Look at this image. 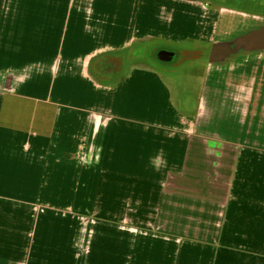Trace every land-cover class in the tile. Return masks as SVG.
I'll use <instances>...</instances> for the list:
<instances>
[{
	"label": "crops",
	"instance_id": "0c3cea01",
	"mask_svg": "<svg viewBox=\"0 0 264 264\" xmlns=\"http://www.w3.org/2000/svg\"><path fill=\"white\" fill-rule=\"evenodd\" d=\"M177 6L0 0V264H264V70L175 99Z\"/></svg>",
	"mask_w": 264,
	"mask_h": 264
},
{
	"label": "rangeland",
	"instance_id": "374dc122",
	"mask_svg": "<svg viewBox=\"0 0 264 264\" xmlns=\"http://www.w3.org/2000/svg\"><path fill=\"white\" fill-rule=\"evenodd\" d=\"M189 3H191L190 6H188ZM205 6L208 8L206 9ZM177 9L176 20L178 23H175L176 29L173 31V35L174 38H177L178 44L152 42L149 46L150 58L147 60L140 58L139 64L142 67L147 66L151 73L156 74L157 79L176 95L175 99L183 93L181 89H184L183 91L188 90V87L190 89L192 83L200 89V84L204 80V73L206 71L211 72V67L205 63V59L200 55L206 51L207 44L231 42L237 36L245 35L249 28L261 24L264 20V0H178ZM164 14L166 18L163 22V29L165 30L172 22L169 23L168 21L167 9ZM204 20L207 24L202 25ZM188 37H192L194 41L198 42L190 43ZM207 41H210V43ZM168 47H171L173 51L188 48L187 50L190 53H193V49H196L194 53L199 60H190V53H188L189 58L185 57V60H183V56H181L180 63L177 65H175V62L157 61L154 52L159 48L165 50ZM244 59H247L249 65L256 64L252 67L255 68L254 70H264V54H253L248 58L239 56L227 65L214 66L212 73L216 74V79L213 81L225 83L220 74H224L225 71L231 70L230 68L235 66L237 68L234 70H240V66L243 65L239 64ZM244 70H250V68H244ZM196 92L194 90L193 93L196 94ZM190 101L195 102L194 98Z\"/></svg>",
	"mask_w": 264,
	"mask_h": 264
},
{
	"label": "water",
	"instance_id": "95a60500",
	"mask_svg": "<svg viewBox=\"0 0 264 264\" xmlns=\"http://www.w3.org/2000/svg\"><path fill=\"white\" fill-rule=\"evenodd\" d=\"M253 54H264V26L251 29L231 42L213 44L209 62L211 67L224 66L239 56L247 57ZM173 57L174 53L168 51L158 53V58L163 62H171Z\"/></svg>",
	"mask_w": 264,
	"mask_h": 264
},
{
	"label": "flooded vegetation",
	"instance_id": "af4514ba",
	"mask_svg": "<svg viewBox=\"0 0 264 264\" xmlns=\"http://www.w3.org/2000/svg\"><path fill=\"white\" fill-rule=\"evenodd\" d=\"M205 8L207 9L208 7L207 6H205ZM207 18V17H206ZM205 18V19H206ZM204 19V18H203ZM203 23V22H202ZM214 43H212V45H213ZM212 45H210L211 47H212ZM209 46V50H208V52H204L203 54H200L201 56H203V58L205 59H207L208 58V56H209V53H210V50H211V47ZM199 48V47H198ZM188 48H185V49H178V50H176V51H173V49L171 48V47H168L167 49H162V50H160V48L159 49H157V51L156 52H154L155 53V56H156V58H157V61H161L159 58H158V53L160 52V51H168V52H171V53H174V57L172 58V61L171 62H175V65H177V64H179L180 63V60H181V56H183V60H185V57L186 58H189L188 57V53H190L188 50H187ZM158 50H160V51H158ZM180 50H182V51H180ZM193 51L194 52H196V49H193ZM197 51H199V50H197ZM190 53L189 55H190V60H192V59H194V58H196V59H198V57H196V55H195V53ZM244 58V57H243ZM161 62H163V61H161ZM171 62H164V63H171ZM242 63L241 64H239V65H243V66H240L241 67V69L240 70H244V68H250V70L252 69V70H254L255 68H252V67H254L256 64L254 63V64H252V65H249V64H247V59H244L243 61H241ZM237 68V66H235V67H233V68H230L231 70H234V69H236Z\"/></svg>",
	"mask_w": 264,
	"mask_h": 264
},
{
	"label": "trees",
	"instance_id": "16d2710c",
	"mask_svg": "<svg viewBox=\"0 0 264 264\" xmlns=\"http://www.w3.org/2000/svg\"><path fill=\"white\" fill-rule=\"evenodd\" d=\"M261 26H264V20H262V22H261V24H257V25H254L253 27H251V28H249V30H251V29H254V28H257V27H261ZM208 50H209V46L206 48V51L205 52H208ZM211 51V50H210ZM251 56V55H250ZM249 56H247V58H248ZM209 58H210V53H209V56H208V58L206 59L205 58V63L208 65V66H211L210 65V62H209ZM194 59H196V58H194ZM194 59H192V60H194ZM196 60H199V59H196Z\"/></svg>",
	"mask_w": 264,
	"mask_h": 264
}]
</instances>
